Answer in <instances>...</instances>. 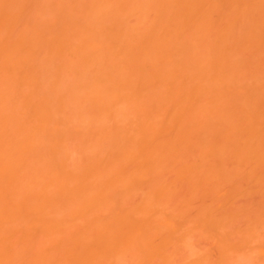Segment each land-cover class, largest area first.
Returning a JSON list of instances; mask_svg holds the SVG:
<instances>
[{"label":"bare ground","instance_id":"obj_1","mask_svg":"<svg viewBox=\"0 0 264 264\" xmlns=\"http://www.w3.org/2000/svg\"><path fill=\"white\" fill-rule=\"evenodd\" d=\"M10 1H12V0H0V23L2 25L6 24L7 26L5 25V27H8V28H6L8 30H9V27L12 30V28H11L12 26H14V25L17 26L16 24H18V21L20 23V17L23 13V10H21L20 7L23 8V7H25L24 3L26 5L29 3V2H27V0H22V1L19 0L20 3L18 2L19 5L17 6L16 9H20V10L17 11L14 8L17 5V0L16 1L13 0L12 2H10ZM24 1H26V2H24ZM115 1H118V0H115ZM121 1H123V2L120 3V5L124 4L122 9H124V7L126 9V7L128 6L130 8V11H131L132 8L129 5L133 4V7H134L135 3H132V2H134L132 0H121ZM121 1L119 0L118 3ZM129 1H131V3L127 4V2H129ZM137 1H135V2H137ZM154 1H156V3L158 4V5L156 4V6H158V8H159V9H157V7H156V10L154 9L155 10L154 13L156 14L158 19L159 18H161V19H159V23H157L156 21L151 22V20H150L151 24L147 20L146 21L149 24H145L144 20H143L144 24L142 23V21L139 22L138 23L139 27H141L140 24L146 25L145 27L143 26L144 29L143 28L140 29V31H142V29H143V32L137 31L138 27H136L137 28L136 30L133 27L134 30H132V32L128 33V36H125L126 33L128 32V30H126L127 26L122 27L123 23H121L119 21L118 26L120 25L119 23H121L120 26L122 28L120 27L119 28L120 30H115V29H118V26L116 27V25H117V23H116L117 20H116V22H115L116 25L115 26L113 25L114 28H112V29H114V31H111V32L108 30V28L106 29V27H104V26H103L104 29H103V27L101 29H99V27L102 24L99 27L97 26L98 28H96V26L93 25L94 27L92 26L93 27L92 28L90 26V24L92 23L91 21L89 24L90 28H88L87 26H84V25H87V24H84L83 26L86 28L85 29L83 28L81 30L80 25H77L78 24V22H77L76 25L79 26L78 28H80V30L82 31L81 32L78 29L79 30V33H78V32H76L78 30L75 31V28H74L72 22H71L72 25L69 22V25H71L73 27V31H75V33H76L74 35L73 34L74 32L70 31V30H72V29H70L71 26L69 27V25H67L68 24L67 21H65L67 23L66 25L69 27V31L71 32L70 37H72V34L74 35V37H76V35L77 36L81 35L79 38V41H78V39L73 37L76 40H72L71 41L72 43L68 44V46H67L66 43L68 42V40H67L68 38H66V34L64 33V32H66L65 29L68 28V27H66L64 29V32L62 31L63 29L56 30V32L57 31L61 32V35L64 33L62 35V37L59 36L61 38H64L65 41L62 39L64 42L60 39L57 40L55 37H50L52 35H50L48 38L49 33L47 35V38L49 40H51L53 38L51 40V42L55 46L52 43H51L52 44L51 45V44L43 42L44 45H46V44L49 45V46L46 45V47H48V48H46L44 50H46V51L48 49L50 51L56 50L61 55H63L62 53H64V52H61V51H63L62 48L66 44L67 49L64 46V50H65L66 54L68 52H70L71 49H72L71 52L76 54V56H75V54L73 55V54L69 53L68 54L69 59L71 57L70 55H72L71 60H73L74 56H75L76 58H80V61L81 60L83 61V63L81 62L83 65H87V67L89 66V68L91 65H93L92 66L93 68L92 67L91 68L94 70V72H96V74H94V76H95L93 79L94 82L92 83L93 84L92 87H95L94 91L92 93L93 94L92 98H94L95 103H98L96 105H99V106L102 105L104 110H105V108H107L106 110L113 109V110H111L112 113L113 112L115 113V111L118 110V112H116V114H118V113H123V115L125 113L129 114V116L128 115L126 116L127 117L126 119H124L125 117L123 118L125 121L131 116L132 112L134 113L132 115V117L135 118L136 123H135V120H133V118H129V119H131V121H129V119H128V124H125L127 126H126V128H124V132H122V130H123V129H121L122 126H121V128L119 127L121 129V132H122V133L121 132L120 133L123 135L125 134L124 139H126V137H127V140L119 141L121 139L118 140V138H116L117 136L114 137V138H116V139H114L116 141H113V145H114V143L120 142L116 146V147H118L120 145V147L118 148V151H117V152H119V150H120V152H119L120 154L119 153L117 154L116 153V150H117L116 147L115 148L113 147L114 149H112V150H114V152L117 154L116 155L117 159L115 160V158H116L115 157L112 160V162H109V163L113 164V162H115V163L119 162L117 164V166H119V164H121V165L119 166L120 168L119 167L117 169L115 168L117 170V171H115V173H112L113 176L115 177V179L109 178L110 176H108V170L114 171V170H112L113 168L109 169L110 164H108L109 168L106 167L107 165L105 166L107 168V171H106L107 172L106 177H108V178H106L107 181H109V182L112 181L111 182L112 186L113 185L116 186V183H117V186H118V184H121V186L129 185L131 188V186H134L135 184L140 183L141 181H144V179L147 178V176L149 177V175L151 176L153 173H157L160 175L161 174L160 172H162V171H164V169H166L167 164L169 162L175 161L176 162V168L174 166H172V169H176V171L174 170V172H175L178 180L188 181L195 186H198L200 184L206 185L208 183H213V182H215L216 185H217V183H220V182H221V184H218V185H222L223 182H225L224 184H229L230 180L233 179V178L230 179L232 174H234L233 176H235V172L236 173L239 172L242 167L247 169V171H248L247 177H248L250 183L256 182L258 179V171H260L264 167V63L259 62V56L262 57L261 53L263 52L262 50L264 48L263 47L264 46V0H158L160 2H158L157 0H154ZM14 2H15V6L13 4ZM150 2H153V0L152 1H149V0L143 1L142 0L139 3H137L138 5L136 8H138L139 13H141L142 11H143L142 14H144L145 12L148 13V10H149V13H151L150 8H148L151 4ZM11 3H12V5H11ZM21 3L23 4V6ZM110 3L112 4V0H102V3L101 4L99 3V4H100V7H102V5H103V7L104 6L108 7L110 5ZM118 3H116V4H118ZM114 4H115V2H113V5ZM6 5H8V6H6ZM12 6H14V7H12ZM31 6H27L28 8H26V7L25 8L27 10H29V9H31ZM117 6H119V4ZM121 6H120V8H121ZM154 6H155V4L153 6L151 5V7H152L151 11H154L153 10ZM9 7H12L11 9L14 8L13 9L14 11H10V9H7ZM25 8H23V9H25ZM147 8H148V10L144 12V10ZM26 9L24 10L23 15L25 14ZM117 9H116V11H117ZM125 9H124V11L123 10L122 11L124 12V14H127V13H125V11H126ZM7 10H9V11H7ZM89 10H90V8H89ZM101 10H103V9L101 8ZM134 10L133 11H134L135 15H133V12H132V14H131V15H133L132 17L140 15L138 13H135V12H137L136 11L137 9H134ZM16 11L19 13H17ZM106 11H108V10H106ZM122 11L119 10V12H116V13H121L120 15L122 16L123 15ZM14 12H16V13L14 14ZM127 12L129 13L127 15H130V12L128 10H127ZM154 13H153V15H154ZM101 14H104V12ZM120 15H117V16H120ZM148 15H146V17ZM153 15L150 14L151 17H153ZM142 16L143 15H141L139 18H142ZM16 17H18L19 19ZM26 17H27V15H26ZM139 18L137 19V17H136L137 20H142ZM148 18H145V19H148ZM27 19H29V17ZM154 19H155V15L152 18V21ZM158 19H157V21H158ZM62 20H64V18L61 19L60 21H62ZM73 20H75V19H73ZM8 21L11 22L12 24H10ZM29 21H30V19H29ZM29 21H27V23ZM60 21H59V23H60ZM8 23L10 25H8ZM22 23H20V24H22ZM1 24H0V26H1V28H3ZM74 24H75V22H74ZM113 24H114V22H113ZM134 24H136V26L138 25L136 22ZM153 24H156V25H153ZM19 25H18V27H19ZM66 25H64V26H66ZM18 27H16V28H18ZM81 27H82V25H81ZM1 28H0V32L3 30V29L1 30ZM131 28H132V26H131ZM14 29H15V27H13L12 31H14ZM27 29H31V31L30 30L27 31ZM123 29H125L126 32L121 31ZM127 29H128V27H127ZM29 31L32 32V28L29 27V25H28V28H26V26H24V36L26 35L27 32L29 33ZM33 31L39 32L38 30H33ZM69 31H68V34H69ZM129 31H131V30H129ZM3 32L5 33V29L1 33L5 36V34L7 32L5 34ZM21 32H22V28H21ZM121 32H122V34H121ZM12 33H14V32H9V34H7L5 37L7 39H8V37L10 38L9 35H11ZM35 33L36 32H32L31 37ZM1 34H0V36H1ZM42 34H43V32H42ZM42 34H41V36L43 37ZM12 35H11L12 40L15 43L17 42V44L19 43V46L21 44V47H23L22 43L24 45V42H27V40L29 39L28 42L26 43V44H29L30 39L34 38V37L31 38L29 36H28L29 38H27V36H25L27 38V40L25 39L26 40L25 41L24 36L21 34L22 36L21 35H20L21 37L17 36L16 38L18 40L15 38L16 39V41H15L13 39L14 36H12ZM27 35H29V34H27ZM53 35H55V33ZM35 36H36V34H35ZM56 36H58V35H56ZM39 38L40 37L38 36L37 39H39ZM41 38L38 41L40 43H38L36 39L34 41H35V43L37 42L38 44H40V48L43 49L41 47V41H42ZM43 38H44V40L46 39L45 36ZM73 38H71V39H73ZM5 39H3L2 37L0 38V40L3 44H6V41L8 42V40H11V39H8V40L7 39L5 40ZM3 40H5V41L3 42ZM53 40H56V41H53ZM13 41L11 43L9 41V43L6 44V45H8V48L11 46ZM34 41H32V42H34ZM76 41H78L77 45H74V43ZM32 42L30 44H32ZM2 43H0V44H2ZM9 44H10V46H9ZM30 44L27 45V48L26 47L25 48H19V46L16 45L18 48V51H19V49L21 50V52H22V54L20 53L21 55L24 54L23 53L24 49H26L25 53L28 52L27 50L29 49L28 47L30 46ZM44 45H42V46L44 47ZM16 46H14V47H16ZM35 46L33 47V45H31V47H33V48H35ZM56 46L58 47L59 50L56 49L57 48ZM36 47L38 48V50H36L37 48L33 49V50H32V48H30L31 50L28 53L33 52L35 50V53L37 54V52L39 51V46H36ZM49 47H51L52 50ZM53 47L55 50L53 49ZM8 48L6 46L5 47L3 46L2 49H7L6 52H8ZM11 48H9L10 49L9 52L11 50L13 51V49H11ZM22 49H23V51H22ZM68 49H70V50H68ZM0 51H1V53L3 52L2 50H0ZM14 51H13L14 53H17L16 49ZM46 51H44V52H46ZM53 51L50 54H53ZM48 52L46 54H48ZM57 52H55V54ZM76 52H78V53L81 52V53L78 56L77 55L78 53H76ZM17 54H15L16 55L15 57L19 59V56H21V55L18 54V57H17ZM55 54H54V56L58 55V53L56 55ZM1 55L2 54H0V56ZM7 55L10 57L12 62L16 61V60L18 61V63L16 62L18 66H16V63H15L16 67L13 65L14 62L11 63L13 65L12 68L17 69L19 67V69H17L15 71V73L16 72L18 73V75H17V73L15 74L17 76V79H15L14 76H11V74L14 75V73L12 71H10V69H8V68H10L9 65H8L9 67H5L4 69L1 70V67L3 68V64L1 65V63H2L1 61H3V58H1V57L6 56L5 54L0 57L2 59V60L0 59V62H1L0 63V71H1L0 75L4 74L5 69H8L9 70L8 74H7V70H6V73H5L6 75L4 74L5 75L4 77L6 78V76H8V77L10 76V78L7 77L8 80H11V77H13L12 79H14L16 81H14V80H12V81H13V83L16 84L18 81H22V79H23L22 77H25L29 73L27 74V73L21 72V71H23L22 69L25 68V66H23L25 61L24 62L22 61V64H21V63H19L21 61H19L18 59L12 60V56H10L9 54H7ZM12 55H14V54L12 53ZM29 56H30V54H28L27 58ZM31 57L34 58V56H32V55H31ZM31 57H30V60H31V62H33L32 61L33 59ZM59 57L62 58L63 56L62 57L59 56ZM65 57L67 58V55ZM5 59L6 60H4V61L6 62L7 59H9V58L5 57ZM25 59H26V57H25ZM25 59H23V60H25ZM27 60H29V59H26V63H28ZM66 62H67V59H66ZM101 62H102V64H100ZM103 62H104V66H103ZM26 63H25V65H26ZM20 64L22 65L23 68H20ZM99 64L102 65V66H100V68L102 67V69H99V71H98V69L96 70V68L99 67L98 66ZM4 66H6V65H4ZM30 67L31 66H29V69H28L29 71H31ZM24 71H25V69H24ZM20 74H25V76L20 77L19 76ZM0 77L2 79L4 78L3 76H0ZM19 77H20V79H19ZM1 78H0V82L2 80ZM8 80H6L7 83H8ZM12 81H11V84H13ZM4 82L5 81L1 82V84H0V87H1L0 93H2L1 95L3 96V98H5L8 95V94L4 95L6 92L2 91V90H5V88L3 89V87H5V85H6V87H8L7 83H4ZM9 83H10V81H9ZM23 83H25V81L20 83V84H23ZM2 85H4V86L2 87ZM11 87H12V85H11ZM11 87L9 86L8 88H11ZM7 90L8 89H6V91ZM11 90H13V89H11ZM3 92H5V93L3 94ZM13 94H11V95H13ZM23 95H24V93H23ZM30 97H31V95H29V98ZM25 99H26V97H25ZM27 99H28V96H27ZM27 99H26V102H24L25 100L23 101V105L29 103V101L31 100V99L30 100L29 99L27 100ZM0 100L2 102V97L0 98ZM5 100H7V102H8V100H10V99H5ZM10 101H9V104H12V103H10ZM3 102H4V100H3ZM106 104L108 105L107 107H106ZM110 104H113L114 107L110 106ZM29 105H30V103H29ZM32 105L34 106V104H32ZM32 105H31V107L29 106L30 109L33 108ZM104 105H105V107H104ZM156 105H159L157 110H156L157 107H155ZM2 106H4V104ZM2 106H0V108L2 109V111L0 109V112H1L0 117H2V115H3L2 112L3 113L5 112V110H4L5 108L3 109ZM11 106L9 107V109L11 108ZM28 106H27L28 109L24 108L25 111H29ZM109 106L111 109L109 108ZM122 106H123V108L127 106L126 108H124L125 110L127 108L129 109V107H130V109H132L131 110L132 112L129 113L128 110H126V112H124L125 111L124 109H123L124 111L122 112L121 111ZM22 107H25V106H22ZM102 107L100 106V109ZM117 107H118V109H117ZM151 107L153 108V110H152L153 112L149 111L151 109ZM35 108H36V106H35ZM97 108H99V107H97ZM164 108H168L167 109L168 112L166 111V109H165L166 112L164 111L166 116L163 114L162 109H164ZM12 109L14 110L13 106H12ZM36 109L39 110V108H36ZM36 109L33 111H36ZM13 110L11 111V114L15 113V111H13ZM33 111L31 109V112H29V113L34 115V117H36V114H37V117H38L39 112L37 113V111L36 112H33ZM41 111H43V110H41ZM161 111H162L163 115L161 114ZM7 112H10V111L8 110ZM11 114L9 113V115H11ZM26 114H28V112H25V114H22L20 116H25V117L28 116L29 120H31L29 117L33 118V116H31L30 114H28L27 116H26ZM45 114H46V112H45ZM15 115H17V114H15ZM43 116H45V115H43ZM47 116H50V115H47ZM47 116L45 118L41 117L40 120L38 118H34V119L36 121L38 119L41 123L44 119L47 118ZM9 117H10V123H12L16 118L15 116H13L14 118L12 119L11 118L12 115ZM9 117H8V114L6 115V117H5V115H3V118H6L5 120H7ZM116 117L120 118V116H118V115ZM116 117H115V119H117ZM48 118H50V117H48ZM11 119L13 121H11ZM20 119L21 118H19V120ZM28 119L26 118V121H23V123L29 121ZM34 119L32 120V122L34 121L32 123V125L34 124L33 126L35 128V125H38V123L35 124L36 121ZM41 119H42V121H41ZM138 119H139V121H138ZM5 120L3 122H6ZM16 120L18 123V121H19L18 117L16 118ZM45 121H47V120H45ZM118 121H119V119H118ZM3 122L0 121L1 127H2L1 123L3 124ZM7 122H9V121H7ZM14 122H16V121H14ZM47 122H44V123H47ZM50 122H52V121H50ZM116 122H117V120H116ZM20 123H21V121H19V124ZM44 123H42L43 126L41 124H39L38 125L39 128L44 127L45 126ZM131 123H133V126ZM7 124H5L4 126L9 127L10 124L9 125H7ZM13 126H15V125H13ZM18 126L21 127V125L17 124V128H18ZM23 126L24 125H22V127ZM117 126H120V125L117 124ZM117 126H116V128H117ZM22 127L20 129H24L25 126L23 128ZM104 127H105V125H104ZM130 127H134V128H130ZM3 128L4 127H2V129ZM27 128L25 127V129H27ZM30 128H32V132H30V130H29ZM36 128H37V126H36ZM44 128L46 129V127H44ZM127 128H129L130 130H128ZM6 129L7 128H5V130L0 129L1 131H5L4 133L0 132L1 134H3V136L7 133ZM29 129H27V130H29L28 132L30 134L32 133L29 136H31L30 138L33 140V138H34L33 136H35L36 131L34 132L33 127H29ZM50 130H52V129H50ZM117 130H118V128H117ZM117 130H116V132H117ZM19 131L20 130H18L17 133L15 132L17 134V138L20 135L19 134L20 132H22V135H20V137H23V139H24V136L28 138V135H27L28 132L25 134L26 130H25V132L24 131L19 132ZM37 131H38L37 133L41 134V136H42V133L40 131H42V132L44 131V133H46L44 129L43 130L40 129V131L38 129ZM127 131H129L130 133ZM23 132L25 135L23 134ZM33 132H34V135H33ZM116 132H115V134H116ZM125 132H127L129 134V136H127V133H125ZM11 133H13L14 137L16 136V134H14V128L12 129ZM37 133H36V135H37ZM120 133L117 132V134H120ZM8 134L10 135L9 132H8ZM39 134H38V136H40ZM62 134H63V132H62ZM113 134L114 133H112V135ZM0 136H2V135H0ZM6 136H7V134H6ZM38 136H35V137H38ZM7 137H9V136H7ZM14 137L13 138L10 137L11 138L10 142L14 139ZM40 137H38L39 138L38 142H40V140H41ZM4 138H5V136L3 137L2 141H0V145L3 146V143H5V140H6V143L4 144V146L7 144L5 147V149H6L10 142L8 143L7 141H9V140H7L6 138L4 140ZM17 138H16V140L19 142L22 139L21 138L18 140ZM27 138L24 139V141L25 140L28 141ZM38 138H36V140H38ZM41 138H43V137H41ZM23 139H22V142L20 144L19 143L16 144V145L19 144L18 145L19 148H17L18 146L13 145V143L17 142L15 140H14L15 142L12 141L13 143L9 144V147L6 149L8 151L4 150L5 151L4 152L3 147L1 148L2 152H0V153L1 154L4 153V155L5 154L6 155L5 156L0 155V156H2V157H0L1 159L4 160V158H5V160H4L5 163L2 162L3 160L2 161L0 160V162L2 164L9 163L7 165L9 167L13 166L12 168L11 167L10 168L14 172H15V169H17L16 171L19 170V172H20L21 170L18 169L17 166H19V168L22 166L24 167V165L21 166V163H26V161L21 162V160H19V159H24L23 156H21L22 158H19V155H20V151H22V149H24L23 147L27 146V145H25L26 141L24 142ZM108 139H109V137H108ZM32 140H31V143L27 142V143H30L31 146H33ZM112 140H113V137L111 138V141ZM128 141H129V144H128ZM23 142H24V144H22ZM38 142H36V143L38 144ZM50 142H51V139H50ZM53 142L55 143V141H53ZM121 142H123V143H121ZM122 144H124V145L126 144V146L124 147V145H122ZM113 145H111V146H113ZM127 145H129V146H127ZM31 146H28L27 148H29V147L31 148ZM14 147H16L15 150L17 149V151H15V152L17 154H19L17 156V158L14 160L17 161V159H18L21 162L20 164H18L19 162H16L13 160V158H15V157H12L11 154L14 155V152H11V154L9 153ZM20 147H22V148H20ZM54 147H56V145ZM10 148H11V150H10ZM48 148H49V146H48ZM64 148H65V146H64ZM123 148H124V150L122 152ZM18 149L19 150L21 149V150L18 152ZM34 149L35 148L33 147V150H32L33 152H34ZM53 149H55V148H53ZM51 150H52V148L50 146V151ZM27 151L29 154H30V152H32L28 149H27ZM27 151H25V149H24V152H26L24 154L27 155ZM110 151H111V149H110ZM53 152L55 153V151H53ZM22 153H23V151L21 152V154ZM185 153H190L191 156H193V154H195L197 156V158H195V160L192 159L191 161L182 163L178 160V158H179V156H181ZM7 154L9 155V160H8ZM52 156H53V154H52ZM96 156H97V153H96ZM108 156H109V154H108ZM110 156H112V155H110ZM114 156H112V158ZM106 157H107V155H106ZM228 157H230L234 160V164H235V168H236V171L234 173L233 172L231 174L229 173L230 178H229V175L225 174L226 172H224V170H226V169H223L224 167L222 168L223 164L221 163V160L223 158H228ZM10 158L14 162L11 161V163H10L9 162L11 160ZM25 158H26V156H25ZM54 158L56 159V156H54ZM6 159H7V161H6ZM101 159H103V158L101 157ZM101 159H100L101 162L99 165L103 167L104 165H101V163H102ZM58 160H59V157H58ZM59 161H60L59 163H61V160H59ZM103 161H106L105 158L103 159ZM108 161H110V159ZM53 162H54V164H53ZM55 162H57V160L54 161V159H53L51 164H53V165L58 164ZM91 162L92 163H90V161H89V163L92 164L93 167H91V166H89V167H91V169L93 168L96 170L95 171L93 170L94 171L93 172L89 167H87L88 173H83V172L80 173L78 171L79 174H81L80 177H79L78 173H77L78 175L76 174V176H75V174H73V176H74L73 177L72 173L74 171L71 173L69 170V172H70V174H69L68 171H65L66 170L64 168L65 165H64V167H61V165L58 164L60 166L57 165L56 167L52 166V168H50L52 173H53L52 170L54 168L55 169L57 168L56 170L59 171V173H57V171L54 170V173L52 176L55 179L52 176H49L50 175V173H49L50 169L48 172V174H49L48 177L51 180L53 179L54 182H52L50 179H47L48 180L47 181L48 183H47V182L43 181L42 178H40L42 176H39V178H38L39 180H36V179L35 180L38 182L41 179V181L43 183H45V185H44L45 189L47 188L48 185L50 186L51 183H49V181H51L53 183V187H52V185H51V187L54 188L56 186L57 189L56 188L55 189L59 190L58 193L67 187L66 189H64L65 191L63 190V194L66 192H67V194L68 193L71 194L73 197L71 195H68L71 197H67V198H70L71 200H72V198L75 199L74 195L76 193H74V195H73V192H75L77 190L76 187H78V191L81 190L83 192L79 191V194L77 193L79 197L75 195L76 199L79 198V200H81L83 198L85 201V202L83 201L84 204L88 202L85 199L87 196L86 193L88 192V190H85V189H87V187H88L89 191H92L95 187L93 192L96 191L95 192L96 194L92 197L90 196L91 194L88 195V197L90 196V198H88V200H89V204H91V207L86 206L89 204H85V205L82 204L81 205V201L83 199L81 201H79L80 202L79 204L83 208V212L86 209L92 208L91 210L87 211V212L91 211L90 212L91 215H89V216L92 218V215L95 214L94 212H97L100 208L103 210L102 204L99 203V199H100V202H102V199L104 200V198H105L102 194L103 190L112 188V186H111V184H109V182L107 183V181H105L106 179L104 180L105 182L102 181V179H104L105 176H104V178H102L103 175L101 173H100L101 180L98 179V181H102V182H99V183L97 182L96 178H97V176H98V178H100V175L99 174L98 175L97 174L92 175V172L95 174L98 172V170H99V172H101L102 170L100 171V169L104 168V170H105L106 168L105 167H103V168L99 167L97 170V168H94V163L96 161H94V162L91 161ZM98 162H96V164ZM13 163L15 164V166ZM103 163L106 164V162H103ZM122 163L124 165H122ZM10 164H12V165H10ZM49 164H50V162H49ZM62 164H63V162H62ZM7 165L4 166L6 169L3 167V165L0 166V168L1 167L4 168V170L2 169V172L0 173V179H1L0 182L2 184L6 181L7 176L9 179L13 178L15 176L14 172L12 173V170L9 169L7 167ZM49 166H48V168H49ZM115 166L116 165H114V167ZM121 166L127 167V168L125 169ZM59 167H60V169L64 168L65 170H63V169L59 170ZM96 167H97V165H96ZM84 168H86V166H84ZM235 168H234V170H235ZM7 169H9L11 173L10 172L7 173V171H9ZM68 169H69V167H68ZM127 169H129V170L127 171ZM5 170H7V171H5ZM120 170H122V171H120ZM0 171H1V169H0ZM3 171L6 172V174ZM45 171H46V169H45ZM61 171H63L62 172L63 174L61 173ZM76 171H75V173H76ZM89 171H91V174H89L90 173ZM124 171H127V172H124ZM84 172H87V170L84 169ZM121 172L123 173L122 177H121V175H122ZM109 173H110V171H109ZM118 173L121 175L119 176ZM57 174L58 175L62 174L63 177L61 175L57 176ZM86 174L89 177V179L91 180L90 183L85 182V181L89 180L88 177L86 176ZM9 175L11 177H9ZM12 175H13V177H12ZM16 175L19 176L20 174L18 175L16 173ZM33 175H34V177L31 176V179L35 178V174H33ZM64 175H66V176L69 175V178L64 177ZM70 175L73 179H71ZM104 175H105V173H104ZM109 175H111V174H109ZM22 176H24V174H22ZM82 176H84V177L86 176L85 178H87V179L85 180V178L84 177L82 178ZM91 176H95V179ZM1 177H3V178H1ZM48 177H45V178H48ZM57 177L59 179L62 178L61 180H64V182H65V180L67 181V179H68V181H67L68 185H67V182L65 183L66 185L63 182V184H64L63 185L62 182H60L61 180L57 179ZM76 177H78V178H76ZM111 177H112V175H111ZM80 178L84 183L82 181H80ZM92 178H93V180H92ZM4 179H5V181H3ZM13 179H11L12 181L11 180L10 181L11 182L15 181V179L14 180ZM56 179L59 180V182L55 181ZM70 179H71V181L75 180V183H72L71 181H69ZM108 179H110L111 181ZM76 180H78V181H76ZM159 181L158 180L156 181L157 184L162 183L161 181L160 182ZM26 182H27V180H26ZM33 182H35V181H33ZM55 182H56V184H61V186L55 185L54 184ZM81 182L83 185L85 183H88V184L84 185V186H86L85 189H84V186H82V184H80ZM6 183H4L3 186H5V184L8 185V183H9L8 180ZM21 183L22 182H20L19 184H21ZM69 183H70V186H69ZM100 183H103V185H101L103 187H100L99 185H97ZM2 184H0V185H2ZM9 184H11V183H9ZM15 184H17V183H15ZM29 184H31V183H29ZM37 184H39V183H37ZM78 184L80 186H78ZM104 184H107L106 189H105ZM163 184L164 183H162L161 185H163ZM205 185H203V186H205ZM71 186L76 188V189L73 190L74 188L72 189ZM14 187L15 186H13V188ZM19 187H21V186H19ZM59 187H63V188L61 189ZM92 187H93V189L90 190V188H92ZM96 187H98V188L96 189ZM99 187H100V190L102 189L101 191L99 190ZM1 188H2V186H1ZM9 188L7 187V189L6 188H4V189H6V191H9V190H11ZM21 188H23V186ZM21 188H19V189L21 190ZM29 188H30V186H29ZM35 188L34 189L30 188V189L34 190V192H35ZM81 188H83V190ZM24 189H25L24 191H26V187ZM43 189L44 188H43V184H42L41 190L43 192H41V196H43V198H44V195H47L49 192L48 193L46 192L47 193L46 194L44 192L45 190H43ZM159 189L161 191L165 188H163V189L159 188ZM20 190H18V192ZM32 190H30V191H32ZM69 190L70 191L72 190V191L70 192ZM84 190L86 193L84 192ZM263 190L264 189H262V194L264 193ZM22 191H23V189H22ZM163 191L166 192V190H163ZM163 191H161V192H163ZM0 192H1V189H0ZM36 193H38V192H36ZM82 193H85L86 195L82 194ZM60 195L62 197L65 196V194L63 196L62 193ZM82 195H83V197H81ZM0 196H3V195L0 194ZM11 196H12V194H11ZM14 196H15V194H14ZM46 197L47 196H45V198ZM102 197H104V198H102ZM45 198H44V200L46 201ZM1 200H3V199H1ZM41 200H42V198H41ZM44 200H43V202H45ZM47 200H48V198H47ZM29 203L30 202H28V204ZM102 203L104 204V202H102ZM106 203H105V205H106ZM11 204L12 203H10V205ZM47 204L45 203V206ZM98 204H100L102 207L99 206L100 208H98V206H97ZM22 207L25 208L26 204H23ZM28 207H26V209ZM43 207H44V205H43ZM84 207H86V208L84 209ZM95 207L98 209L97 211H95ZM16 208H18V207H16ZM31 208H30V211H32ZM147 208H149V207H147ZM40 209L43 212V209L39 208V211H40ZM79 210H82V209H79ZM100 210H99V213H100ZM143 210H144L143 211V213H144L143 218L148 213H151L150 211L148 212V210L145 208H143ZM4 211H7V209ZM4 211L2 212V214L0 212V222L3 221L1 219H4L3 218L4 217V215H3ZM23 211L25 212V210H23ZM23 211H20V213H22ZM30 211H27V212H30ZM34 211H36L37 213H35ZM34 211H32V212L35 215L36 214L38 215V211L37 210H34ZM42 212L39 213L38 216H42ZM92 212L94 214H92ZM104 212H102V214ZM20 213H18V214H20ZM78 213L81 214L80 211H78ZM90 213H88V214H90ZM153 213H154V211H153ZM8 214L9 213L7 212L6 213L7 217L8 216L10 217V215L11 216L13 215V213H11L9 215ZM14 214H17V212ZM85 214H87L86 211L84 212V215ZM88 214H87V216H88ZM109 214H111V213H109ZM28 215L30 216L29 213L27 214V216ZM84 215L82 213L81 217H84ZM124 215L121 216V214H120L118 216V218L115 216L116 219L113 218L115 221L110 218V217H113L112 214L108 218V213H107V216H106L107 219L105 216L99 217V215H98L96 217L97 218L96 221H95V219H93L92 223L88 224V226H86V228L92 227L89 229L92 231V232L90 231L91 234L89 233V230L86 229V231H88L89 234H86V233L84 234L83 232H81V234L79 235V238L83 239V240H81L82 243H84L85 241L87 242L88 248L85 251V254H84L85 257H83V256H81L79 258L76 257V260H77L76 264H113L112 262H115V260L110 261L112 258V255H114L111 251H113L112 249L115 250V248L118 247L117 244L119 245L122 242V239L125 236V234L128 235L131 233L130 235H132L134 233L133 234L134 238L137 241H139V242H137V241L135 242L136 245H137V243L140 244V240H142V237H143V239L147 238V237H144V235L148 231V229L150 231H151V229L146 227L147 225L146 226L145 225H143V226L138 225L137 223L141 224L140 223L141 220H140V222H139V220L137 222H135L134 219L132 220V218H134L135 216H131V215H135V214H131L130 215L131 217L128 216L129 214L127 215V213ZM14 216H16V215H14ZM38 216H36V217H38ZM87 216L83 219H88L89 217H87ZM136 216H138V215L136 214ZM7 217H6V219H7ZM16 217H18V215ZM32 217L34 218L33 214H32ZM104 217H105V220L102 219ZM40 218L41 217H39V219L37 218L38 222L41 221ZM146 218H147V216H146ZM9 219H7V220H9ZM37 219L35 218L36 221H37ZM31 220H30V222L33 221V220L32 221ZM24 222H26V221L24 220ZM24 222H23V225L25 224ZM30 222H28V223H30ZM43 223H45V222H42L41 225L39 223H37L38 225H36V222L33 223L35 225L29 224L27 231L19 230V231L24 233L22 235H21V232L19 234L18 231H16L17 233H14L15 231H13V233L16 235H14L12 233H6V232L2 231L4 229H2L3 227L1 228V226H0V229H2V230H0V264H14V262L16 263V261H19L16 264H19V263L20 264H26L25 262L28 259H26L27 253L25 254V251H26V249L28 251L30 249H32L31 248V246L33 245L32 241L33 242L35 241L36 236H37L36 240H38V233H39V235H43L44 237L46 236V239L48 236L50 237L53 233L56 234L57 233L56 231H58V233H59L60 230L57 229V230H54L55 232H53V229L49 228L47 223H45V224H43ZM9 224H11V223H9ZM23 225H22V227H23ZM82 229H84V227ZM153 230H155V229H152L151 234L149 232L147 233L149 235L148 237L150 238L148 240H151V238L153 239V237H150V236L152 234H154V232H155L154 235L159 233V231L157 232L156 230L155 231H153ZM60 233H62V230ZM18 234L20 235V237L17 236ZM147 234H146V236H147ZM135 235H137V236L143 235V236L140 237L141 239L138 237L139 238V240H138L137 237H135ZM15 236H17V238L19 237L18 242H17L19 245L17 244V246H20L21 242H22L21 244L23 245V246L21 245L22 247L21 246L19 248L17 247L18 248L16 250L17 252L15 250H13V248H12L14 245L16 246V244H14V242H16V240H17L14 238ZM133 236H131V238ZM20 238H21V241L19 242ZM126 238H127V236H126ZM115 239H117V241H118V239H120V240H119V242L116 241L117 243H115L114 242ZM127 239H129V237ZM12 240H13V243H12ZM164 240H166V242ZM164 240L161 243L163 246H159V247H164L166 244H168L167 239H164ZM30 242H31V244H30ZM111 242L112 243L114 242L116 244L115 247L113 246L114 248L112 247V245L114 243L112 244ZM122 243H124V242H122ZM141 243L142 244H140V246L141 245L143 246V249L141 252H143V250H144L143 255L145 254L144 256H145V260L147 261V264L156 263V261H157L156 259L153 262L154 256L156 253L158 254L159 251H160L159 255L162 254L161 251L163 250V248L156 247V245L154 246L151 243H150L151 244L150 245L148 242L146 243L145 241H143ZM11 244H14V245L12 246ZM128 245H130V244H128ZM133 245H131L134 247V248L132 247L133 250L135 248L137 249L138 246L135 247V244H133ZM120 246L122 248V246H124V245L120 244ZM29 247H30V249H29ZM111 247H112V249H111ZM119 249H116V250L118 251ZM124 249H126V247ZM18 250H20V251H18ZM122 250L123 249H120L121 252H119V254L122 253ZM110 252L112 253V255H110ZM114 253H116V252H114ZM23 255H24V257H23ZM149 255L153 256V257H150ZM118 257H119V255H118ZM147 257H150V258H147ZM105 258H109L110 260L108 261ZM116 258L114 257V259H116ZM151 258H152V260H151ZM155 258H157V257H155ZM32 259L30 261L28 260L27 264H29V262H30V264H45V261H46L45 258L43 260L41 258L35 259L32 257ZM147 259L148 260L150 259L151 261H148ZM22 260L24 261V263L22 262ZM158 261H159V264H161L160 263L161 260L159 259ZM46 263L48 264V262H46ZM69 264H73V263H69Z\"/></svg>","mask_w":264,"mask_h":264},{"label":"rangeland","instance_id":"obj_2","mask_svg":"<svg viewBox=\"0 0 264 264\" xmlns=\"http://www.w3.org/2000/svg\"><path fill=\"white\" fill-rule=\"evenodd\" d=\"M12 1H10V2H12ZM20 1H22V0H20ZM118 1L112 0V4L110 3V5L108 7H106V6L103 7V5H102V7H100V4L102 3V0H97V1L96 0H92V1L91 0H27V2H29V3L27 5L24 3V5H25L26 8H28L27 6H31L32 5L31 9L27 10L25 7H23V8L26 9L25 14L23 15L25 9L20 7L21 10H23V13L21 12L23 16L21 15L22 18L20 17V23H22V22L23 23L20 24L19 21H18V24H16L17 26L14 25V26L11 27L12 30H13V27H15L16 30L14 29V31H12L10 29V27H9V30H10L9 31L8 29H6L8 27H5L6 24L5 25L3 24L4 25L3 26L0 23L2 25V27H3V28H1V26H0L1 30L5 29V33L7 32L6 34L3 32L5 34V36L7 34H9V32H14V33H12L13 35L12 34L11 35L14 36L13 39L15 41L17 39L16 38L17 36L18 37H21L22 35L24 36V26H26V28H28V25H29V27L32 28V32H36L35 33L36 36H35V34H33L32 37H34V38L36 37L35 39L37 40V42L42 37L41 36L42 32H43V34H42L43 37L45 36V38H46L45 39L46 41L44 40L43 37L41 38V40H42L41 41V47L43 49H41L40 48V44H38L40 42H38V43L36 42L38 44L37 45L35 43V41H34L35 40L34 38L30 39V41H29L30 43L32 41H34V42H32V44L29 43L30 46L28 47L29 49L27 51L29 52L31 50L30 48H32V50L36 49L37 48L36 46H39V51L38 52L36 51L37 54L35 53V50L33 52H30V53H28V52L25 53L26 49H24L23 53L25 55L24 54L21 55L22 54L21 50L19 49V51H18V48H17V46H19V43L18 44H17V42L15 43L12 40L11 35H9L10 38L7 36L8 39H11L13 41V43H12L13 45L11 44V46H10V44H9V46H10L9 48H11L13 46L11 49H13V51L16 49V52L19 55H21V56H19V59H18V58L15 57L16 56L15 54H17V53H14L15 51L13 52L12 50L9 52L10 49L8 48V45H6V44L9 43V41H10V43L12 41L8 40L3 34H1L3 30L0 32V34H1L0 38L2 37L3 39L6 38L8 40V42L6 41V44H3L1 42V40H0V43H2V44H0V46L2 45L1 46L2 48H3V46L4 47L6 46L8 48V52H9V53L6 52L7 49H2L0 47V50L3 51L2 53L0 51V54H2V55L5 54L6 55L4 57L2 55H1L2 57L0 56L1 58H3V61L6 60L5 57L10 59V57L7 54L12 56V60L18 59L19 61H21V62H19L21 64H22V61L23 62L25 61V63H26V59H29V60H27L28 63H26V65H25V63L23 64V66H25L24 69H25L26 72L24 71V69H22L23 71H21L22 73L24 72V73H27V74L29 73V74L26 75V76H25V74H20L19 75L20 77H22V76H25V77H22L23 79L21 78L22 81H18L17 80L18 84L17 83L16 84L13 83V81H12V80H14V79H12L13 77H11V80L7 79L8 76H6V78L4 77L6 75L5 74L6 70H7V74H8V71H9L8 69H10V71H12L14 73V75L11 74V76H14V78L17 79V76L15 75L17 72L15 73V71L17 69H19V67L17 69L16 68H12V67H13V65L15 66V63L16 62L18 63V61L17 60L13 61L14 62L13 63L11 61V59L10 60L7 59V61H6L7 63L5 61L4 62L1 61L2 63L0 62L1 65L3 64V68L1 67V70L4 69L5 67H9L10 66V68L5 69V72H4L5 75L4 74L0 75V76L4 77L3 79L0 77L2 79L1 82L5 81L4 83H7L6 80H8L7 86L11 87V85H12L11 88L6 87L5 84H4L5 87H3L4 85H2L3 89L5 88V90H2V91L6 92V93L3 92V94L5 93L4 95H6V94L9 95V96L7 95L8 97L4 96L5 98H3V96L1 95L2 93H0V98L2 97V102L0 100V104H1L0 106H2L4 104V106H2V107H3V109L5 108L4 109L5 112L4 113L2 112V114L5 115V117H6L7 114H8V117L12 115V117H11L12 119L14 118L13 116H15L16 118L18 117V120H19V118H21L19 120V121H21V123L19 124V121L17 123L16 118L14 120L16 122H14L11 119V121H13V122L10 123V117L7 120H5L6 118H3V115H2V117H0V119L2 118L0 121H2V122L4 120L6 121V122H3V124L1 123V125H2V127H4L3 128L4 130H5V128H7L6 129V132H7L6 134L9 137H7L6 134L4 136H5V138L7 140H9V141H7L9 143L10 140H11L10 137H12V138L14 137L13 133H11L13 128H14V134H16L18 132V130L24 131V132L26 130L25 134L29 130H30V132H32V128L29 129V127H33V130H34V132L36 131V133L38 132L37 131L38 129H39V131H40V129H42V130L44 129L45 132H46V133H44V131L43 132L40 131L42 133V136L39 133H37V135L35 133V136H38V134H39L41 137H43V138H41L40 136H38L41 139L40 142H38L39 141L38 137L33 136L34 132H33V135H32L34 137L33 140L30 138L31 136H29L32 133L30 134L28 132V134H27L28 138L24 136V139L27 138V140H28V141L25 140L26 141L25 145H27V146L23 147L25 149V151H27V149L32 151L33 147L35 148L34 152L33 151L30 152V154L27 151V155L29 154L28 156L26 154H24V153H26V152H24V149H22V151H23L22 154H21L22 151H20L21 149L20 150L18 149V152L20 151V155H19V154H17L15 152V151H17V149L15 150L16 147H14L12 150L10 148L11 151L9 153L11 154V152H14V155L11 154L12 157H15V158H13V160L16 159L18 155H19V158H22L21 156L24 157V159H19V160H21V162L26 161V163H21L18 159H17V161L14 160L16 162H19L18 164L21 163V166L24 165V167L22 166L20 168H19V166L16 165L18 167V169H20L22 172L21 171L19 172V170L16 171L17 169H15V172H14L11 169L13 166L12 167L10 166L11 167L10 168L7 165L9 163L6 162L7 164H2L0 162V166L3 165V167H4V166L7 165V167L12 170V173L14 172V175H15L14 177L15 178L13 177V175H12V177L16 181V182L15 181L11 182L12 181L11 179H13V178L9 179L8 176L6 175L7 179H6V181H5V179L3 180V181H5L4 183H6L7 180H8V182L11 183V184L8 183V185H6L7 184L6 183L5 186H3L4 183L2 184L0 182V184H2V185H0V189H1L0 194L4 196V197L0 196V198L2 197L1 199H3V200L0 199V202L2 203V204L0 203V205H1L0 206L1 214H2V212L4 210L7 209V211H4V214H3L4 215V217H3L4 219H1V220H3L2 222L4 224L2 222H0V224H1L0 226H1V228L3 227L2 229H4V230H2V229H0V230L4 231L6 233H12V234L17 233L16 231H18L19 234H20L21 231H19V230L27 231V228H28L29 224L31 225V224L36 222V225H38L37 223H39L41 225L42 222H45V223H47L49 228L53 229V232H55L54 230H57V229L60 230L59 233H58V231H56L57 232L56 234L53 233L50 237L48 236L47 239H46V236L44 237L43 235H39V233H38V240H36L37 239L36 238L37 236H36L35 237V241L34 242L32 241V244H33L31 246L32 249H30V247H29L30 250L28 251L26 249L27 252L25 251V254L27 253V255H26L27 258L26 259H28L30 261L32 259V257L35 258V259L36 258L37 259L41 258L43 260L45 258V260H46L45 264H47L46 262H48V264H69V263L76 264L77 263L76 257L77 258H79L81 256L85 257L84 254H85V251L88 248L87 242L85 241L84 243H82L81 240H83V239L79 238V235L81 234V232H83L84 234L85 233L86 234H89V233L91 234L92 231L89 230V229L92 228V227L86 228V226H88V224H91L93 219H95V221H96V219H97L96 217L98 215H99V217H101V216L102 217L103 216L106 217L107 213H108V218L112 214L113 217H110L112 220L116 219V217L118 218V216L120 214H121V216L126 214V213H127V215L129 214L128 216H130L131 214H135V215H131V216H135L134 218H132V220L134 219L135 222H137L138 220L140 222V220H141V222H140L141 224L137 223L138 225H142V226L143 225H145V226L147 225L146 227L150 228L151 231H152V229H155L157 232L159 231V233H157L156 235H154L155 234V232H154V234H152L150 236V237H153V239L151 238V240H148L150 238L148 237L149 235L147 233L149 232L151 234V231L149 229L144 235V237H147L146 239H143V237H142L143 235L142 236L135 235V237H137L138 240H139L140 237H142V240H140V244H142L141 242L145 241L146 243L148 242L149 244L151 243L154 246L156 245V247H159V246H163L161 243L163 242L164 239H167L168 244H166L164 247H159V248H163V250L161 251L162 254L159 255L160 251L158 252V254L157 253L155 254L153 262H154L155 259L157 261L154 264H157V263L159 264V261H158L159 259L161 260L160 261L161 264H264V193L262 194V189H264V167L260 171H258V179L254 183H250V181H249V179L247 177V174H248L247 169L242 167L240 169V171H239L240 173L239 172H237V173L235 172L236 168H235L234 160L232 158H230V157L223 158L221 160V163L223 164L222 168L224 167L223 169H226V170H224V172H226L225 174L229 175V178H230V174L232 172L233 173L235 172V176L236 175L237 176L235 177V176H233L234 174H232L233 177L231 176L230 179H232V178L233 179L230 180L229 184H224L225 182H223L224 185L223 184L222 185H218V184H221V182L217 183V185L215 184V182H213V183H208L206 185L205 184H202V185L200 184L201 186L200 185L195 186V185L191 184L188 181H180V180H178V178H177V176H176V174L174 172V170L176 171V169H172V166H174L176 168V162L175 161L169 162L167 164L166 169H164V171L160 172L161 173L160 175L157 174V173H153L152 174L153 176L152 175L151 176L149 175V177L147 176V178H145L144 181H141L140 183H137L134 186H131V188H130L129 185L121 186V184H118V186H117V183L115 181L114 182L116 183V186L115 185L112 186V184H111L112 181L110 179H108V180H110L111 182L107 181L106 178H108V177H106L107 176L106 175V173H107L106 172L107 171L106 167L109 166L108 164H110V166H109L110 168L109 167L108 168L109 169L113 168L112 170H114V171L108 170V176H110L109 178H114V179H115V177L113 176L112 173H115V171H117L116 169L121 165V164H119V166H117V164L119 162L118 163L113 162V164L109 163V162H112V160L120 152V150H119V152H117L118 148L120 147V145L118 147H116L117 144H119L120 142L119 143H114V145H113V141H116V140H114L116 138H118V140L121 139L119 141L127 140V137H126V139H124L125 134L123 135L121 133L124 132V128H126V126H127L125 124H128V119L129 118H133V120H135V118L132 117V115L134 113L131 111L132 109H130V107L128 106L129 109L127 108L126 110H128L129 113L132 112V114L126 120L127 121L126 122L124 119H126L127 118L126 116L127 115L129 116V114L125 113L124 114L125 116L123 115V113L116 114V112H118V110L115 111V113L114 112L112 113L111 110H113V109H111L110 106L114 107L113 104H110V106H109V108L111 110H106L107 108H105V110H104L102 105H100L102 107L100 109V106L96 105L98 103H95L94 102V98H92L93 97L92 93H93L94 88H95V87H92V85H93L92 83L94 82L93 81V79L95 77L94 74H96V72H94V70L92 69L93 65H91L90 68H89V66L87 67V65H83L82 64L83 61L82 60L80 61V58H76L75 57L76 54L71 52L72 49L71 50L68 49V50H70V52H68L66 50L68 52L66 54V52L64 50V46L66 47V44L68 46V44L72 43L71 42L72 40L78 39V41H79V38H80L81 35L80 36L76 35V37H74V35L76 34L75 31L78 30V29L80 30V28H81V30L83 28L85 29L86 27H84V26H87L88 28H90V26L92 27L93 25H95L96 28H98L102 24L99 27V29H101L104 26V27H106V29L108 28V30L111 32V31H114V29H112V28H114L113 25L115 26L116 23H117V25H116V27H117L118 26V22L120 21L124 25V26L122 25V27H125V26L128 27V29L126 27V30H128V32L125 35V36H128V33L132 32V30H134L133 27L135 28V30L137 29L136 27H138L139 30L137 29V31L143 32V29H144V27L146 25L140 24L141 27H139V24H138L139 22L142 21V23H143V20H144L145 24H149V23H147V21L150 22V20H151V22H155L156 21L157 23H159V19H161V18L158 19L156 14L154 13L155 10H156V7H157V9H159L158 6H156V4H157L156 1H154V0H153V2H150L151 4L149 3L150 6L148 7V8H150V12L151 13H149V10L147 8V9L144 10V12L148 10V13L145 12L144 14H142L143 11L142 12L140 11L141 13H139L138 8H136L137 5H138L137 3H139L142 0H138L139 2L137 0H132V1H134L132 3L136 4V5L134 4L135 8L133 7V4L129 5L132 8L131 11H130V8L128 6L127 7L129 9L127 7L125 9V7H124V9L126 10L125 13L129 14L127 12V10H128L130 12V15L124 14V12H123L124 9H122L124 4H121L122 6L120 5V3H122L123 1L120 0L121 2H119V3H118ZM135 1H137V2H135ZM149 1H152V0H149ZM18 2H19V0H17V5L16 6H15V2H14L13 4H14L15 7L14 6H12V7H14L16 9L17 6L20 3V2L19 3ZM24 2H26V1H24ZM113 2H115L114 5H113ZM158 2H160V1H158ZM116 3H118L119 6H117L118 4H116ZM130 3H131V1L127 2V4H130ZM154 4H155V6L153 7V10L154 9L155 10L151 11L152 10L151 5L153 6ZM11 5H12V3H11ZM6 6H8V5H6ZM22 6H23V4H22ZM120 6H121V8H120ZM12 7H9L7 9H10V11H14L13 10L14 8L11 9ZM116 7L117 8L119 7L118 9L121 10V11L123 10L122 11V13H123L122 16L120 15L121 13H116V12H119V10ZM89 8H90V10H89ZM101 8L103 10H101ZM116 9H117V11H116ZM134 9H137L136 10L137 12H135V13H138L140 15L132 17L133 15H135L134 14V11H135ZM16 10L19 11L20 9H16ZM106 10H108V11H106ZM7 11H9V10H7ZM16 12H14V14ZM103 12H104V14H101ZM132 12H133V15H131ZM152 12L155 15V19L153 21H152V18L154 17V15H153ZM17 13H19V12H17ZM150 14H152L153 17H151ZM26 15H27V17H26ZM117 15H120V16H117ZM141 15H143L142 18H139ZM146 15H148V16L146 17ZM28 17H29L31 22L29 21V19H27ZM136 17H137V19L139 18V19H142V20H137ZM16 18H18V17H16ZM63 18H64V20L60 21ZM145 18H148V19H145ZM73 19H75V20H73ZM157 19H158V21H157ZM116 20H117V22H116ZM27 21H29V22L27 23ZM59 21H60V23H59ZM65 21H67L68 24ZM90 21L92 22L91 23L92 25L90 24ZM69 22H70V24L72 22V24H73V26L75 28V31H73V27L71 26L72 24L69 25ZM74 22H75V24H74ZM77 22H78L77 25H80V28H78L79 26L76 25ZM113 22H114V24H113ZM135 22L138 24L137 26H136V24H134ZM151 22H150V24H151ZM9 23L12 24L11 22H9ZM9 23H8V25H10ZM121 23H119V24L121 25ZM66 24L69 25V27L70 26L72 27V28L70 27V29H72L70 31L74 32V33L72 32L74 34V35L72 34V37H70L71 36V32L69 31V27ZM84 24H87V25H84ZM89 24H90V26H89ZM18 25H19V27H18ZM64 25H66V26H64ZM81 25H82V27H81ZM120 25L118 26V29H115V30H120L119 29L121 27ZM153 25H156V24H153ZM131 26H132V28H131ZM16 27H18V28H16ZM66 27H68V28L65 29ZM104 27H103V29H104ZM21 28H22V32H21ZM141 28H143L142 31H140ZM58 29L59 30L63 29L62 30L63 32H64V29H65L66 32H67V33L64 32L66 34V38H68L67 39L68 42L67 43L65 42L66 44L62 48L63 51H61V52H64V53H62L63 55L59 54V52H57L54 49V47H53V49L55 51H53L52 48L49 47L53 51V54H50L52 51H50L49 49L47 51L44 50V49L48 48V47H46V45L49 46L48 44L52 43L51 40L53 38L51 40L48 39L50 35H52L50 37H55L57 40H59V39L60 40H62V39L64 40V38H61L64 33L61 35V32H59V31L56 32V30H58ZM28 30L31 31V29H27V31ZM33 30H38L39 32L33 31ZM67 30L69 31V34H68ZM79 30L76 31V32L79 33ZM126 30L123 29L121 31L126 32ZM129 30H131V31H129ZM30 31H29V33L25 32L26 33L25 36H27V38L31 37V33L32 32H30ZM48 33H49V35H48ZM52 33L53 34L55 33V35H53ZM27 34H29V35H27ZM121 34H122V32H121ZM47 35H48V38H47ZM56 35H58V36H56ZM25 36H24V40L25 39L27 40V38ZM38 36L40 37L39 39H37ZM59 36H61V37H59ZM73 37L76 38V39H74ZM71 38H73V39H71ZM5 40H3V42ZM28 40H27V42H28ZM53 41H56V40H53ZM78 41H76L74 43V45H77ZM27 42H24V45ZM43 42L44 43H48V44L44 45ZM29 44H26L24 46L23 43H22L23 47H21V44H20L19 48H25V47L27 48V45H29ZM31 45H33V47L35 45L36 46H35V48H33V47H31ZM42 45H44V47ZM14 46H16V47H14ZM56 49H58V47ZM66 49H67V47H66ZM36 50H38V48ZM22 51H23V49H22ZM44 51H46V52H44ZM262 51H263L261 53L262 57L259 56V62H261V63L263 62L264 63V48H263ZM47 52H48V54H46ZM55 52L58 53L57 56H54ZM12 53L14 55H12ZM69 53H71L73 55L75 54L73 60H71L72 55H70L71 57L69 59V57H68ZM76 53H78V52H76ZM80 53L81 52H79L77 55L79 56ZM18 54H17V57H18ZM28 54H30V56L27 58ZM31 55L34 56V58L31 57ZM64 55L65 56L67 55V58ZM59 56H61V57L63 56V57L60 58ZM25 57H26V59H25ZM30 57L33 59L32 60L33 62H31ZM22 58L25 59V60H23ZM66 59H67V62H66ZM11 63H13V65ZM17 63H16V66H18ZM21 64H20V68H23ZM100 64H102V62ZM100 64L98 65L99 67L96 68V70L98 69V71H99V69H102V67L100 68V66H102ZM4 65H6V66H4ZM29 66H31L30 67L31 71L28 70ZM103 66H104V62H103ZM17 75H18V73H17ZM20 77H19V79H20ZM8 78H10V76ZM9 81H10V83H9ZM11 81H12L13 84H11ZM14 81H16V80H14ZM24 81H25V83L20 84V83H22ZM1 82H0V84H1ZM6 89H8V90L6 91ZM11 89H13V90H11ZM0 91H1V89H0ZM23 93H24L25 96L23 95ZM11 94H13V95H11ZM29 95H31L30 98H29ZM27 96H28L29 100L31 99L29 101L30 105H29V103H27V104L24 103L25 105H23V101L25 100L24 102H26ZM25 97H26V99H25ZM5 99H10L11 101L8 100V102H7V100H5ZM3 100H4V102H3ZM9 101L12 104H9ZM31 103L34 104V106ZM11 105L13 106L14 110L12 109ZM28 105L30 107H31V105L33 106V108H31L32 111L35 110L36 108H39V110L36 109L37 113L39 112L38 113V117H37V114H36V117H34V115L29 113V112H31V109H30V107ZM10 106H11V108H10L11 110L9 109ZM22 106H25V107H22ZM27 106L29 107V111H25V109H24V108L28 109ZM35 106H36V108H35ZM107 106L108 105L106 104V107ZM158 106L159 105L155 106V107H157L156 110L158 109ZM97 107H99V108H97ZM104 107H105V105H104ZM126 107H124V108H126ZM124 108L122 106V110L121 109L120 110L123 112L125 110ZM117 109H118V107H117ZM165 109L167 111L168 108L162 109L163 110V114L166 116V114L164 113ZM8 110L10 112H7ZM12 110L15 111V113H13L14 115L11 114ZM41 110H43V111H41ZM126 110L124 112H126ZM152 110H153V108L151 107V109L149 111H152ZM1 111H2V109H1ZM36 111H33V112H36ZM25 112H28V114L33 116V118L29 117L31 119V120H29L28 116H27L28 114H26L27 117L20 116L22 114H25ZM45 112H46L47 115H50V116H47L45 114ZM9 113L11 115H9ZM15 114H17V115H15ZM161 114H162V111H161ZM43 115H45V116H43ZM117 115L120 116V118L116 117ZM46 116H47V118L50 117V118H48L49 120L46 118V119H44L42 121V119H41L42 122L40 123V121H39L40 118L41 117L45 118ZM115 117L117 119H115ZM26 118L29 121L23 123V121H26ZM34 118H38L39 120L37 119V121H36ZM33 119L36 121L35 124L38 123V125L41 124L42 126H43L42 123L48 121L47 123H44V125H45L44 127H46V129L44 127H42V128L40 127L39 128L38 125H35V128L37 126V128L35 129L34 126H33L34 124L32 125V123L34 122V121L32 122ZM118 119H119V121H118ZM45 120H47V121H45ZM116 120H117V122H116ZM7 121H9V122H7ZM50 121H52V122H50ZM129 121H131V119H129ZM138 121H139V119H138ZM120 122L121 123L123 122V123L121 124ZM135 123H136V120H135ZM5 124H7V125L10 124V126L11 125L12 126L11 127L10 126L6 127V126H4ZM17 124L21 125V127H22V125H24L26 128L28 127L27 129H29V130L25 129L24 126H23L24 129H20L21 127H19V126L17 128ZM117 124H119L120 126H117ZM131 124L133 126V123H131ZM13 125H15V126H13ZM104 125H105V127H104ZM116 126H117L118 130H117ZM121 126H122V128H121ZM2 127L0 128L1 130H3ZM119 127L121 129H123L122 132H121V129ZM130 128H134V127H130ZM48 129L49 130L52 129V130L49 131ZM127 129L130 130L129 128H127ZM1 130H0V132H3V133L5 132V131H1ZM116 130H117L118 133L121 132L120 133L121 135L117 134ZM8 132L10 133L11 136L8 134ZM24 132H23V134H24ZM62 132H63V134H62ZM115 132H116L117 135L115 134ZM127 132H129V131H127ZM127 132H125V133H127ZM112 133H114L113 134L114 136L112 135ZM19 134L22 135V132H20ZM0 135H2V136H0V138L2 137L0 139V141H2L4 136L1 133H0ZM20 135L17 138V134H16V136L14 137V139L12 141H14V140L17 141L16 138L18 140L21 139V138L23 139V137H20ZM115 136H117V137L114 138ZM127 136H129L128 133H127ZM108 137H109L110 140L108 139ZM112 137H113V140L111 141ZM5 138H4V140H5ZM36 138H38V140H36ZM22 139L20 140V142L17 141L16 143H13L11 141L9 144H11V143H13V145H16L17 143L20 144L22 142ZM24 139H23V141H24ZM50 139H51V142H50ZM31 140L33 142V144H32L33 146H31V144H30ZM53 141H55V143ZM24 142L22 144H24ZM27 142H30V143H27ZM36 142H38V144ZM5 143H6V140H5ZM5 143H3V146L0 145V152H2L1 151L2 147H3V151L4 150L8 151L6 149L9 147V144H8V147L5 149V147L7 145L6 144L4 146ZM121 143H123V142H121ZM128 144H129V141H128ZM18 145H16V146H18ZM55 145H56V147H54ZM111 145H113V146H111ZM122 145H124V144H122ZM28 146H31V148L30 147L27 148ZM48 146H49V148H48ZM50 146L52 148L51 151H50ZM64 146H65V148H64ZM125 146H126V144L124 145V147ZM127 146H129V145H127ZM113 147L114 148L116 147L117 150L116 149L115 150H116L117 154L114 152V150H112V149H114ZM17 148H19V146ZM20 148H22V147H20ZM53 148H55L56 150L53 149ZM110 149H111V151H110ZM123 150H124V148L122 149V152H123ZM53 151H55V153ZM96 153H97V156H96ZM52 154H53V156H52ZM108 154H109V156H108ZM0 155H4V153H2V154L0 153ZM106 155H107V157H106ZM110 155H112V156L115 155V156L112 158V156H110ZM25 156H26V158H25ZM54 156H56V159L54 158ZM0 157H2V156H0ZM7 157H8V160H9V155L8 154H7ZM58 157H59V160H61V163H59L60 161L58 160ZM101 157L103 159L105 158L106 161H103V159H101ZM52 158L54 159V161L57 160V162H55V163L60 164L61 167H64V165H65L64 168L66 170L64 168H61V169L65 170V171H68V172L70 170L71 173L74 171L72 173V176H73V174H75V176H76V174L77 173L79 174V172L80 173H82V172L83 173H88L87 167H89V166L93 167V165L90 164V163H92L91 161H93V162L94 161H96V162L99 161L97 164H96V162L94 163V168H97V170H98L99 167H102V166L99 165L100 162H101L100 159L102 160L101 165H104L103 167H105L107 165L105 167L106 168L105 170L102 167L103 169H100V171L101 170L102 171L99 172V170H98L99 173L97 172L95 174L93 172L96 169H93V168L91 169V167H89L92 171L94 170L92 172V175H96V174L100 175V173H101L103 175L102 178H104V176H105V178L102 179V181L103 182L107 181V183L109 182V184H111V186H112V188L108 187L109 189H106L107 188L106 187L107 184H104L105 189H106V190H103V193H102L103 196L105 197V198L102 197V198H104V200L102 199V202H104V204L102 202H100V199H99V203H101L103 207L100 204L97 205L98 208H100V207L103 208V210L101 208H100L101 210L99 209L100 213H99V210L96 208L97 207L96 206L95 207V211H97V210L98 211L94 212L95 214L92 212V214H94L95 216L92 215V218H91L89 216V215H91V213H90L91 211L90 212H87V211L91 210L92 208L91 209L90 208L86 209V210H84V212L86 211L87 214L90 213V214H88V216H87V214H85L89 218L88 219H83L86 216L84 215L83 208L81 207V205L82 204L83 205L89 204L88 198H90V196L91 197L94 196L96 194L95 193L96 191L93 192L95 187H94V189H93V187L90 188V190L93 189L92 191H89L88 187H87V189H85L86 186H84V185L88 184V183H85L83 185L82 184L83 181L81 180V178H80V181H82V182L80 184H82V186H84L85 190H88L87 193L84 190V192L87 194L85 199L88 201V202L86 201L87 203H85V204H84L85 201H84L83 198H82L83 200L81 199L82 201L79 200V198L76 199V196H78L79 191H81V190L78 191V187H76L77 188V190H76L77 192L76 191L73 192V195H74V193H76L75 194L76 196L74 195L75 199L72 198V200L70 198H67V197H71L72 196L71 194H69V193L67 194V192L64 193L65 196L63 194V190L66 189L67 187L64 188L62 191H60L64 197H62L60 195L61 194L60 192H59L60 194L58 193L59 190H56L57 189L56 186L54 188H52L53 187V183L52 182H54V181H53V179L51 180L48 177V175H49L48 172H49V169L52 168V166L56 167L58 165V164L53 165L54 162H53V164H51V162L53 161ZM195 158H197V156L195 154H193V156H191L190 153H185V154L179 156L178 160L183 163V162L191 161L192 159L195 160ZM107 159L108 160L110 159V161H108ZM116 159H117V157L115 158V160ZM0 160L2 161L3 159L0 158ZM4 160H5V158H4ZM4 160L2 161L3 163H5ZM13 160L11 159L9 162L11 163V161H13ZM6 161H7V159H6ZM89 161H90V163H89ZM49 162H50V164H49ZM62 162H63V164H62ZM103 162H106V164H104ZM95 164L97 165V167H96ZM10 165H12V164H10ZM60 165H58V166H60ZM114 165H116V166L114 167ZM122 165H124V164L122 163ZM14 166H15V164H14ZM48 166H49V168H48ZM84 166H86V168H84ZM3 167L0 168L1 169L0 173L2 172V169L4 170L5 167L4 168ZM68 167H69V169H68ZM121 167H123V166H121ZM123 168L126 169L127 167H123ZM234 168H235V170H234ZM9 169H7V170H9ZM45 169H46V171H45ZM56 169L54 168L52 170L53 173H54V170H56ZM61 169L59 167V170H61ZM84 169L87 170V172H84ZM7 170H5V171H7ZM128 170L129 169H127V171ZM75 171H76V173H75ZM109 171H110V173H109ZM120 171H122V170H120ZM127 171H124V172H127ZM8 172H10V170L7 171V173ZM62 172L63 171H61V173ZM70 172H69V174H70ZM89 172H90L89 174H91V171H89ZM103 172L105 173V175H104ZM4 173L6 174V172H4ZM16 173L18 175L19 174L20 175L17 176ZM49 173H50L49 176L53 175V173L51 172V169H50ZM57 173H59V171H57ZM22 174H24V176H22ZM33 174H35V178H33L34 177ZM62 174H59V175H61L63 177ZM109 174H111L112 177ZM10 175H9V177H11ZM59 175L57 174V176H59ZM118 175L120 176L121 174L118 173ZM31 176H33L32 177L33 179H31ZM39 176H42L40 178H42V180L45 181V182L48 181L47 179H50L52 181V182L49 181V183H51L50 186L48 185L47 188L45 189V186H44L45 183H43L41 181V179H40L41 182L40 181L37 182L36 180H39L38 179ZM80 176H81V174H79V177ZM86 176H87V174H86ZM122 176H123V173H122L121 177ZM45 177H48V178H45ZM64 177H66V178L68 177L69 178V175H67V176L64 175ZM70 177H71V175H70ZM83 177L84 176H82V178ZM91 177H93L95 179V176H91ZM1 178H3V177H1ZM76 178H78V177H76ZM93 178H92V180H93ZM57 179H59V178L57 177ZM57 179L55 181L59 182V180H61L62 178L59 179V180H57ZM71 179H73V178L71 177ZM71 179L69 181H71ZM86 179L87 178H85V180ZM88 179H89V177H88ZM96 179H97L98 183L102 182V181H98V179L101 180V175H100V178H98V176H97ZM26 180H27V182H26ZM89 180L85 181V182H89L90 183L91 180L90 181ZM157 180L158 181L160 180L164 184L163 185H161L162 183L161 184H157V182H156ZM33 181H35V182H33ZM67 181H68V179H67ZM67 181L65 180V182H64V180H61L60 182H62V184L64 182V184H65ZM76 181H78V180H76ZM20 182H22L23 184L22 183H21L22 185L19 184ZM36 182L39 183L40 185L37 184ZM71 182L75 183V180H72ZM15 183H17V184H15ZM29 183H31V184H29ZM70 183H69V186H70ZM42 184H43V188H44L43 190H45L44 192L45 193L49 192L48 194L46 193L47 195L43 194L44 198H45V196H47L45 198L46 201L44 200L43 196H41V192H43L41 190ZM54 184L58 185V186H61V184H56V182ZM18 185L21 186V187L23 186V188L19 187ZM51 185H52V187H51ZM67 185H68V182H67ZM97 185H99L100 187H103V186H101V185H103V183H100V184H97ZM203 185H205V186H203ZM1 186H2V188H1ZM13 186H15V187L13 188ZM29 186L32 189H34L36 187L35 188V192H34V190L30 189ZM78 186H80V185L78 184ZM7 187L8 188L10 187L9 189H11V190L8 189L9 191H6ZM25 187H26V191H24ZM100 187H99V190H100ZM4 188H6V189H4ZM19 188H21V190ZM59 188L62 189L63 187H59ZM73 188L74 187H72V189ZM76 188H74L73 190H75ZM97 188L98 187H96V189ZM159 188H162V189L165 188L163 190H166V192L163 191V190H161V191H163V192H161ZM22 189H23V191H22ZM81 189L83 190V188H81ZM18 190H20V191L18 192ZM30 190H32V191H30ZM36 192H38V193H36ZM81 192H83V191H81ZM85 193H82V194H85ZM11 194H12V196H11ZM14 194H15V196H14ZM68 195H71V196H68ZM88 195H90V196L88 197ZM81 197H83V195ZM41 198H42V200H41ZM47 198H48V200H47ZM43 200L45 202H43ZM79 201H81V205L79 204L80 203ZM28 202H30V203L28 204ZM10 203H12L14 206L12 204L10 205ZM45 203L46 204L48 203L46 205L47 207L45 206ZM105 203H106V205H105ZM23 204H26V207L29 206L27 208L28 210L26 209V207L25 208L22 207ZM43 205H44V207H43ZM86 206L87 207H91V204L86 205ZM16 207H18V208H16ZM38 207L43 209V212L40 209V211L42 212V216H38L39 213H41L39 211ZM147 207H149V208H147ZM30 208H31L32 211L37 210L38 211V215L37 214L35 215L32 211H30ZM85 208L86 207H84V209ZM143 208L147 209L148 212L149 211L151 212V213H148V214L146 213L147 211L145 212L147 214L144 217L145 219L143 218V215H144ZM79 209H82V210H79ZM19 210L20 211L25 210V212L23 211L22 213H20ZM27 211H30V212H27ZM78 211H80L81 214L78 213ZM101 211L102 212L105 211V212L102 214ZM153 211H154V213H153ZM7 212L9 214L13 213V215L12 216L10 215V217L9 216L7 217V215H6ZM16 212H17V214H14ZM34 212L37 213L36 211H34ZM18 213H20V214H18ZM28 213L30 214L31 217H32V214H33L34 218L32 217L33 218L32 219L29 215L27 216ZM82 213H83L84 217H81ZM109 213H111V214H109ZM136 214L138 216H136ZM14 215H16V216L18 215V217L20 219L18 217L14 216ZM36 216H38V217H36ZM146 216H147V218H146ZM6 217H7V219H9V218L10 219L7 220ZM39 217H41L40 218V220H41L40 222H38ZM105 217L102 218V219L105 220ZM12 218L13 219L15 218V219L13 220ZM26 218L28 220L32 219L33 221L31 220L32 222H30V220L28 221ZM35 218L36 219L38 218L37 221L35 220ZM106 219H107V217H106ZM24 220L26 222H24ZM27 221L30 222V223H28ZM23 222L25 223L24 225H23ZM9 223H11V224H9ZM45 223H43V224H45ZM22 225H23V227H22ZM33 225H35V224H33ZM83 227H84V229H82ZM86 229L89 230V233H88V231H86ZM61 230H62V233H60ZM155 230H153V231H155ZM13 231H15V232L13 233ZM19 234L17 236L20 237ZM22 234H24V233L21 232V235ZM130 234H128V235L125 234V236L122 239V242H124V243H122V242L120 243V244H123L126 247V249H124L125 248L124 246H122V248H121L120 244L119 245L117 244L118 247L115 248V250L112 249L113 246L115 247V245H116L115 243L119 242L120 239H118V241H117V239H115V241L113 240L115 242V243L113 242L114 244L111 242L113 244V245L111 244L112 245L111 249L113 250L111 252L114 255H112V253L110 252V255H112V258L110 257L111 260L109 258H105L106 260H108V261L109 260L110 261H114L115 260V262H112L113 264H147V261L145 260V256H144L145 254L143 255L144 250H143V252H141L142 249H143V246L141 245L142 246L141 247L140 244H138V243L136 245L135 242L137 240L133 236L134 233L132 235H130ZM146 234H147V236H146ZM14 235H16V234H14ZM17 236L14 237L15 239H17L16 242H14V244H16V246L14 244H11L12 246L14 245L12 248L15 251L22 245L21 244L22 242H21L20 246H17V244H18L17 242H18V238H19V237L17 238ZM126 236H127V238L129 237V239H127ZM131 236H133V237L131 238ZM20 241H21V238H20L19 242ZM164 241L166 242V240H164ZM137 242H139V241H137ZM12 243H13V240H12ZM30 244H31V242H30ZM128 244H130V245H128ZM133 244H135V247L138 246L139 248L137 247V249L135 248L133 250V248H134ZM131 245H133V246H131ZM119 248L123 249L122 253H120V254H119V252H121V251H120ZM116 249H119V250L117 251ZM18 251H20V250H18ZM114 252H116V253L118 252L117 254L119 255V257ZM24 255H23V257H24ZM113 256L115 258L116 257L117 258L114 259ZM150 257H153V256H150ZM150 257H147V258H150ZM155 257H157V258H155ZM28 260H26V262H25L26 264H27ZM151 260H152V258H151ZM151 260L149 259L148 261H151ZM18 262L19 261H16V263H18ZM22 262L24 263L23 260H22ZM16 263L14 262V264H16ZM29 264H30V262H29Z\"/></svg>","mask_w":264,"mask_h":264}]
</instances>
